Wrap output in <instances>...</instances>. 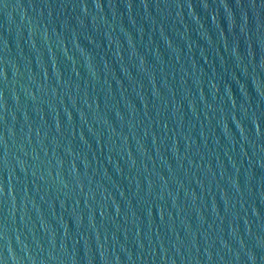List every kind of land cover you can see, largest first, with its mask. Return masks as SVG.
I'll list each match as a JSON object with an SVG mask.
<instances>
[{"label":"water","instance_id":"obj_1","mask_svg":"<svg viewBox=\"0 0 264 264\" xmlns=\"http://www.w3.org/2000/svg\"><path fill=\"white\" fill-rule=\"evenodd\" d=\"M0 264H264V0H0Z\"/></svg>","mask_w":264,"mask_h":264}]
</instances>
